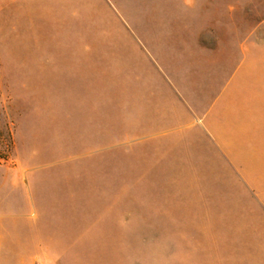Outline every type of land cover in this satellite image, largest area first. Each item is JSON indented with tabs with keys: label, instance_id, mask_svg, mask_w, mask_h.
Instances as JSON below:
<instances>
[{
	"label": "crops",
	"instance_id": "obj_1",
	"mask_svg": "<svg viewBox=\"0 0 264 264\" xmlns=\"http://www.w3.org/2000/svg\"><path fill=\"white\" fill-rule=\"evenodd\" d=\"M120 1L131 25L114 28L89 24L83 0H52L50 14L39 16V25L50 18L61 40L14 47L40 55L44 50V58L28 66L44 59L52 67L59 59L60 68L49 73L60 81L66 105L82 107L75 113L79 123L73 127L66 121L61 131L68 138L77 129L79 148L97 145L103 134L92 120L85 122L94 113L86 108L92 109L100 80L106 81L114 102L123 91V145L130 159H139V177L157 179L156 186L171 193L173 209L205 212L187 219L210 227L204 264H264V35L252 31L245 38L233 15L229 23L227 11L197 10L196 0H185L186 10L158 0ZM116 37L124 41L125 52L119 55L110 50ZM25 63L12 61L13 66ZM12 88L17 131L12 125L13 153L0 158V264H160L144 251L77 248L85 240L84 224L63 219L59 212L83 208L64 201L65 194L78 191L68 186L77 175L37 166L40 156L29 142L25 116L29 107ZM167 177L172 181L163 185ZM180 177L203 179L209 197H196L199 180L187 185ZM212 208L219 209V217ZM218 226L219 235L212 232Z\"/></svg>",
	"mask_w": 264,
	"mask_h": 264
},
{
	"label": "rangeland",
	"instance_id": "obj_2",
	"mask_svg": "<svg viewBox=\"0 0 264 264\" xmlns=\"http://www.w3.org/2000/svg\"><path fill=\"white\" fill-rule=\"evenodd\" d=\"M176 1L158 0L156 3L169 7L173 5V8L180 10L188 9L187 1ZM51 5L52 0H0V59H4L3 63L0 60V120H3L4 125L3 130H0V158L5 160L13 153L12 125L17 131V121L11 113L12 87H15L18 99H24L25 106L29 107L25 116L29 121V142L40 156L37 166H47L44 171L49 173L66 171L77 175L68 186L71 190L78 191L65 194L64 201L68 204L71 201L77 202L83 208L81 211H59L63 214V219L77 218L84 224L85 240L81 245L78 243L77 248L144 251L148 259L155 262L158 260L160 264H178L177 258L183 259L184 264H194L195 260L197 264H204L209 257L205 235L210 233V227L204 224L191 225L187 219L203 217L205 212L203 209H173L171 193L162 192L156 186L157 179L139 177V159H130L129 147L123 145L126 135L123 129L122 90L118 94L120 100L114 102L106 81L100 80L102 86L93 96L94 105L92 109L86 108L94 113L87 115L90 119L85 122L92 120L97 127L95 130L103 133L97 145L79 148L74 137L77 129H72L74 135L69 136V139L65 131H61L62 128H67L64 125L66 121L73 127L79 123L81 118L75 113L82 112V107L66 105L65 96L60 93V81L54 79V74L50 78L49 71L54 73L61 66L59 59L56 58L52 67L44 59L28 66V63H34L32 59L44 58V50L40 51V55L36 50L14 47L16 43L50 44L58 41L59 37L61 40V35L55 33L50 18L48 26L46 23L39 25V20H42L39 16H48ZM194 5L200 11H227L229 23L230 16L233 15L234 21L243 26L245 38L252 31L259 37L264 35V0H196ZM82 7L85 16L92 17L89 24L93 22L94 26L117 28L120 25H131L125 3L120 0H83ZM28 16L32 20L29 21ZM111 43H116L110 49L112 52H117L118 55L125 52L122 38L118 40L116 37ZM13 60L20 64L25 61L27 65L13 66ZM50 88L52 91L47 97L44 96L45 91L49 92ZM45 106L48 110L46 115L43 109ZM44 115L48 128L46 134L43 129ZM69 117V120H65ZM93 131L90 129L88 132ZM81 170L83 174H79ZM161 180L163 185L172 181L171 177ZM177 180L187 185L192 180H199L200 185H195L201 191L197 192L199 194L196 197L202 196L200 194L207 197L210 195L204 192L203 179L180 177ZM209 211L213 216L219 217L218 208ZM175 221H182V224L175 225ZM212 232L219 235L220 227H214ZM113 234L116 241H113ZM107 235H110L109 240ZM193 235L196 237L191 238Z\"/></svg>",
	"mask_w": 264,
	"mask_h": 264
}]
</instances>
